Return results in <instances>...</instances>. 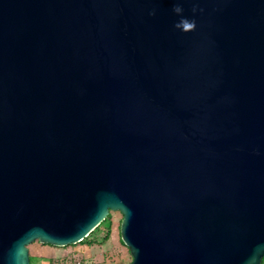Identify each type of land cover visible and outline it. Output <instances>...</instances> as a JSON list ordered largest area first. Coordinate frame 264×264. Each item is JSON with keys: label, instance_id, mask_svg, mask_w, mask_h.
Segmentation results:
<instances>
[{"label": "water", "instance_id": "water-1", "mask_svg": "<svg viewBox=\"0 0 264 264\" xmlns=\"http://www.w3.org/2000/svg\"><path fill=\"white\" fill-rule=\"evenodd\" d=\"M110 211L129 264L261 263L264 0H0V264Z\"/></svg>", "mask_w": 264, "mask_h": 264}, {"label": "rangeland", "instance_id": "rangeland-1", "mask_svg": "<svg viewBox=\"0 0 264 264\" xmlns=\"http://www.w3.org/2000/svg\"><path fill=\"white\" fill-rule=\"evenodd\" d=\"M121 219L119 211H110L88 237L95 242L58 247L34 241L28 245L30 264H129L130 253L120 237Z\"/></svg>", "mask_w": 264, "mask_h": 264}, {"label": "clouds", "instance_id": "clouds-1", "mask_svg": "<svg viewBox=\"0 0 264 264\" xmlns=\"http://www.w3.org/2000/svg\"><path fill=\"white\" fill-rule=\"evenodd\" d=\"M174 11L179 14L182 12V9L177 6L174 8ZM193 26L194 25L190 23L187 19H181L180 22L176 25L177 28L185 31L191 29Z\"/></svg>", "mask_w": 264, "mask_h": 264}, {"label": "trees", "instance_id": "trees-1", "mask_svg": "<svg viewBox=\"0 0 264 264\" xmlns=\"http://www.w3.org/2000/svg\"><path fill=\"white\" fill-rule=\"evenodd\" d=\"M98 226H99V225H98ZM98 226H97L96 228H98ZM96 228H95V229H96ZM95 229H94V230H95ZM94 230H93V231H94ZM93 231H92V232H93ZM92 232H91L89 235H91ZM89 235H88L86 238H84L82 241H80V242H84V243H85V242H88V243H89V242H95V241H96V238L93 239V240L91 241V240L88 238ZM105 238H106V237H105ZM105 238H104V239H105ZM63 262H64V261H62L61 264H64ZM74 264H77V263H74ZM79 264H81V263H79ZM260 264H264V257L262 258V261H261Z\"/></svg>", "mask_w": 264, "mask_h": 264}, {"label": "built area", "instance_id": "built-area-1", "mask_svg": "<svg viewBox=\"0 0 264 264\" xmlns=\"http://www.w3.org/2000/svg\"><path fill=\"white\" fill-rule=\"evenodd\" d=\"M77 264H79V263H77Z\"/></svg>", "mask_w": 264, "mask_h": 264}]
</instances>
